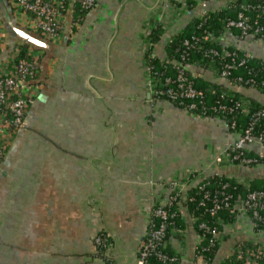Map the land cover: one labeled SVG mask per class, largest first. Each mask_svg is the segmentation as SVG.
Masks as SVG:
<instances>
[{
  "label": "crops",
  "instance_id": "obj_1",
  "mask_svg": "<svg viewBox=\"0 0 264 264\" xmlns=\"http://www.w3.org/2000/svg\"><path fill=\"white\" fill-rule=\"evenodd\" d=\"M157 2L95 0L79 18L68 10L47 46L31 44L38 60L33 101L0 164V264H137L148 209L169 180L190 170L264 176V161L249 167L214 160L239 136L223 119L149 92L141 42ZM201 10L183 12L153 42V52L165 57L170 35ZM7 16L19 21L11 1L0 0V68L21 42ZM236 46L264 60V41L247 36ZM205 75L217 79L210 69ZM239 89L264 104V91ZM247 146L264 157L257 143ZM238 212L224 224L210 264H221L239 241L264 246V228ZM184 215L182 241L173 236L169 244L180 254L178 264H196L198 233ZM101 231L112 241L104 254L94 243Z\"/></svg>",
  "mask_w": 264,
  "mask_h": 264
},
{
  "label": "trees",
  "instance_id": "obj_2",
  "mask_svg": "<svg viewBox=\"0 0 264 264\" xmlns=\"http://www.w3.org/2000/svg\"><path fill=\"white\" fill-rule=\"evenodd\" d=\"M188 7L195 4L194 0H187ZM89 8H80L75 6L74 15L83 16ZM239 12L247 15V21L253 27L256 24L264 25V0H234L217 9L206 11L201 16L193 15L188 22L165 43V57L161 59L155 55L150 59V64L154 70L162 72L161 77L169 75L175 77L177 74V65L187 63L185 76L197 90L202 91V96L194 99H184L183 103L177 100H170L179 107L188 106L194 102L195 107L190 111L194 113H205L214 115L223 119L228 128L238 134H243L250 127L251 134L258 136L262 134L264 143V104L250 95L244 94L239 87H256L264 91V60L255 55H245V51L238 47L228 46L227 51H223L219 42H214L206 38V34H219L230 19L237 17ZM73 15V16H74ZM250 28L249 30H251ZM240 38L245 34L240 28H233ZM252 31V30H251ZM243 33V34H242ZM161 29L153 28L149 33L150 39L154 42L159 39ZM186 42V43H185ZM33 47L30 43L20 42L16 44L18 48L17 58L27 57L28 50ZM34 48V47H33ZM152 49V48H151ZM215 50L217 53H214ZM232 57L238 64L231 68L229 73L230 83H220L217 79H210L205 75L207 69L219 71L224 63L230 62ZM176 59L177 63L172 62ZM244 60L239 63L240 60ZM178 61L180 64H178ZM191 66V68H190ZM193 66V68H192ZM241 77L237 81L236 77ZM233 83L239 84L236 87ZM243 99L244 104L240 106L236 103ZM221 106H224L223 108ZM239 150H233V153H239ZM240 158H250L244 165L254 166L258 162L264 161L254 150L244 149ZM239 158L233 162L238 163ZM201 180L189 185L184 196H177L171 205L167 208L173 211L169 217L172 226L183 231L188 224L186 212L192 220L194 229L203 234V238L195 245V255L200 254L206 259V264H210L216 255L221 239L214 236L209 229H215L221 232L224 224L231 223L236 219L238 209L236 204L244 201L247 194L251 191H264V176L251 177L247 184H244L238 178L223 174L211 173L204 175L197 170ZM227 196L224 199V196ZM264 204V196L261 198ZM259 218L252 213V209L247 210L248 215L255 222L257 230L264 228V205L254 206ZM157 223L159 218L156 219ZM204 222L209 229L199 227ZM167 229V233L168 232ZM166 233V235H167ZM183 237V235H181ZM111 239V237H110ZM240 248V256H237V248L226 255L221 264H246V261L253 258L257 264H264V246L248 240L239 241L236 244ZM162 250L174 260H160L151 255L146 264H178L180 254L170 247L169 241L165 243Z\"/></svg>",
  "mask_w": 264,
  "mask_h": 264
},
{
  "label": "built area",
  "instance_id": "obj_3",
  "mask_svg": "<svg viewBox=\"0 0 264 264\" xmlns=\"http://www.w3.org/2000/svg\"><path fill=\"white\" fill-rule=\"evenodd\" d=\"M10 1L16 14L19 15V17H17L19 21L15 20L17 25L45 40L57 38L62 29L63 17L68 10H74L76 5L80 6V8H91L95 2V0ZM194 1L195 4L192 7H188L187 0H158L155 4L151 18L147 22L148 32H146L141 42L142 64L146 73L147 88L151 95L155 98L165 99L168 101L177 100L179 103H183L184 99H194L197 96H202V91L197 90L189 81H187L185 76V68H188L187 63L180 64L178 61V64L180 65H177V74L175 77H171L169 75L161 77L162 72L154 70L153 66L150 64V59L156 55L151 49L153 41L149 37V33L153 30V28L159 27L162 34L175 24L183 12L192 10L196 5H200L202 10L195 15L201 16L206 11L217 9L234 0H222L220 2L219 0ZM211 1H215L217 3L214 9H210L207 6V4ZM77 16L78 18L81 17L80 14ZM74 22L75 21H72L73 24ZM2 28L3 25L0 22V39L3 38L1 32ZM233 28H240L241 32L245 34L242 38L250 36L255 40L264 41V25L256 24L252 27L247 21V15L243 12H239L236 18L228 20L225 27L219 34H206L205 37L213 40L214 42H219L222 50L226 52V47H238L236 44L242 39L236 32L233 31ZM250 28H252V31L249 30ZM172 35H170L169 39ZM14 48L15 49L12 55L8 58L4 67L0 68V164L7 150L12 134L23 123L25 114L33 101L34 91L32 87L38 71V60L31 49L28 50L27 57L17 58L16 55L18 53V48H16V46ZM213 51L214 53H217L215 50ZM245 55L248 56L249 53L246 52ZM160 58L163 59L164 57ZM243 61L244 60L242 59L239 63H242ZM172 62L177 63V60L172 59ZM237 64L238 62H236L235 58L232 57V60L224 63L223 67L219 71L210 70L216 74L218 80L230 83L231 81L228 78L230 70L231 68L236 67ZM235 79L239 81L241 80V77L238 76ZM233 84L236 87L240 86L236 83ZM262 84H264V80ZM252 86L248 88H256ZM236 103L241 106L244 104V100L241 99L236 101ZM193 107H195L194 102L189 103L188 106H182V108L187 111H190ZM221 107L223 108L224 106ZM196 114L201 116H214L205 113ZM251 143H257L260 148H264L262 134L254 136L251 134L249 127L243 134H239L235 141L229 143L223 152L215 154L214 160L218 162L233 163L235 158H239L240 161L238 163L243 164L244 162H248L251 160L250 158H240L239 156L243 154L244 149H251L247 146ZM233 150H239V153H233ZM257 154L261 158H264L262 153ZM198 180H201V178L199 177L197 170H190L180 177H175L169 180L167 184V192L160 191L156 194L148 209L149 217L146 232L138 241L137 264H146L147 259L151 255H154L163 261L175 259L174 256H170L168 253L164 252L162 247L165 246V243L173 236H176L180 241H182L181 235L183 234V231L174 226L168 229L169 224H171L168 219L173 215V211H169L167 206L171 205L177 196H184L189 185L197 182ZM239 180L244 184H247L248 181L242 179ZM263 196L264 191H251L247 194V198L244 201L236 204V207L237 209L239 208L243 211H247L251 208L252 213L259 218L257 210L252 207L258 205L263 207L264 204L261 202V198ZM226 197L227 196L225 195L224 199ZM158 218L159 221L157 223L156 219ZM199 227L209 229L204 222H201ZM167 229L169 233H167ZM209 231H211L214 236L221 239V232H217L215 229H209ZM197 237V243H199V241L203 238V234L198 233ZM94 243L101 254H104L112 246L110 235L105 231H101L96 234L94 237ZM236 250L238 252L237 256H240L241 249L237 248ZM195 258L196 264H206V259L202 255L197 254L195 255ZM251 260H253V258L247 260L246 264H257L256 261L253 263Z\"/></svg>",
  "mask_w": 264,
  "mask_h": 264
},
{
  "label": "water",
  "instance_id": "obj_4",
  "mask_svg": "<svg viewBox=\"0 0 264 264\" xmlns=\"http://www.w3.org/2000/svg\"><path fill=\"white\" fill-rule=\"evenodd\" d=\"M7 21L11 32L17 35L18 40H21V42H27L37 47L47 46V42L45 41V39H42L40 36L34 35L28 30L20 27L19 25H17V22L11 20L10 17H8Z\"/></svg>",
  "mask_w": 264,
  "mask_h": 264
}]
</instances>
